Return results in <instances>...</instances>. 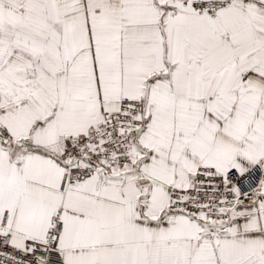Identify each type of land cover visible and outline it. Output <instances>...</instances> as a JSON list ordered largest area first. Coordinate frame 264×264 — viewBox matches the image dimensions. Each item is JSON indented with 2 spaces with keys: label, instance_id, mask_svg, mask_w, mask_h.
<instances>
[{
  "label": "snow or ice",
  "instance_id": "snow-or-ice-1",
  "mask_svg": "<svg viewBox=\"0 0 264 264\" xmlns=\"http://www.w3.org/2000/svg\"><path fill=\"white\" fill-rule=\"evenodd\" d=\"M0 264H264V0H0Z\"/></svg>",
  "mask_w": 264,
  "mask_h": 264
}]
</instances>
